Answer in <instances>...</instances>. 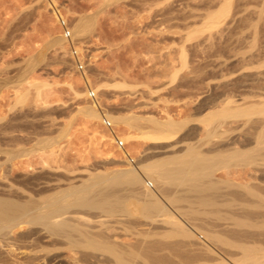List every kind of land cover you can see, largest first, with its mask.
Wrapping results in <instances>:
<instances>
[{
  "label": "rangeland",
  "instance_id": "374dc122",
  "mask_svg": "<svg viewBox=\"0 0 264 264\" xmlns=\"http://www.w3.org/2000/svg\"><path fill=\"white\" fill-rule=\"evenodd\" d=\"M247 1L225 6L217 0H0V129L11 127L21 137L8 146L17 142L19 149H31L8 162L0 174L15 181L30 177L36 198L44 183H61L66 188L62 195L71 199L96 175L134 167L144 175L137 163L147 156L148 161L169 155L175 156L171 161L190 158L189 152L182 155L190 144L203 151L206 170L217 180L255 188L264 184V150L256 151L244 134L229 142L233 133L222 132V126L218 136L208 135L213 121L225 118L233 124L246 111L264 108V2ZM63 25L71 31L82 70L76 69L61 36ZM89 90L95 102L88 98ZM100 109L134 164L100 124ZM260 139L264 144V134ZM162 194L164 202L170 194ZM169 202L177 207L167 209L181 216L176 210L183 203ZM131 217L134 229L129 221L131 229L123 223L127 231L121 224L116 231L114 227L117 236L123 233L122 240L115 237L122 244L134 242V232L141 228L137 219H145ZM188 219L194 227L203 226ZM164 220L153 232L147 224L143 231L174 240L178 234ZM27 229L21 226L15 234ZM222 234L227 247L224 240L213 245L228 252L225 256L232 254L228 259L234 263L244 246L259 253L264 248L260 237L238 242ZM53 253L61 259L48 264H87L69 244ZM169 259L179 261L177 256Z\"/></svg>",
  "mask_w": 264,
  "mask_h": 264
},
{
  "label": "bare ground",
  "instance_id": "6f19581e",
  "mask_svg": "<svg viewBox=\"0 0 264 264\" xmlns=\"http://www.w3.org/2000/svg\"><path fill=\"white\" fill-rule=\"evenodd\" d=\"M217 1L228 6L233 0ZM234 1L244 3L247 0ZM261 1L264 2V0ZM244 115H246L244 119L234 121L233 124H228L225 118L211 122L208 135L214 134L219 127L220 129L223 127L222 132L233 133L229 142H234L239 134H244L249 137L251 142H254L256 151L264 150L263 141L260 139L264 134V108L246 111ZM10 128L0 129V170L4 169L5 165L14 158L29 155L31 151V149H19L17 142L12 144L13 146H8L10 145L9 141L15 143L21 138L15 133L16 131ZM216 133L215 136H218V133L221 132ZM212 141L211 143H213ZM222 144L224 143L218 144L217 142V146ZM159 147L164 148L165 146ZM160 148L159 150H161ZM194 149L192 145H186L182 155L189 152L191 157L180 158L177 161H171V158L175 156L170 155L151 161L146 160L149 157L147 156L146 159L140 161L141 164L137 163L145 172L144 175L140 174L135 169L136 167L96 175L81 191L76 190L71 199H66L65 195H62L66 188L61 187V183L56 185L50 183L51 186L44 183L42 187H46L42 191L55 188L57 190L44 194H40L42 191L39 190L37 192V194L40 192L39 198H36L34 196L36 194L32 195V179L30 177H25V175L23 180L16 179L17 181H15V179H9L8 175L6 176L2 172L0 174V264H48L50 261L58 263L61 255L53 253V251L64 244L74 246L78 259L87 264L264 263L259 260V256L264 255V248H259L261 249V253H259V251L251 249L253 246L250 248L249 245L247 248L244 246L245 251L241 252L243 255L241 254L239 261L236 258L237 263H234L229 260L232 257L228 259V256H232V254L225 256L224 254L228 252L223 251V254L220 248L218 250L217 244L214 246V243L219 240L223 242L224 236L220 239L222 233L228 234L225 236L233 237L238 242L243 239L250 241L253 237L254 239L260 237L264 242V194L261 193L264 192V184L255 188L248 185H236L231 181L217 180L218 178L213 177L212 170H206L207 165L204 162L203 151ZM55 181L56 179L53 182ZM57 181L59 182L61 179H57ZM70 185L74 187L72 183ZM161 192L170 194L166 198L168 202L166 199L164 202L160 200V195H163ZM166 195L165 197L168 196ZM169 201L183 203L179 204L182 211L176 210L179 214L181 212V216H175L167 209V206H171ZM175 207L177 206L175 205ZM175 207L172 208L175 210ZM182 215L186 219L189 217L190 220H199L198 224L203 225V229L190 225ZM131 216L145 219H142L143 221L137 219L138 223L136 224L141 228H138L137 232H134L135 234L133 233L135 235L134 242L122 244L115 239L117 236L115 226L121 224V228H123V223L126 226L130 223L129 225H132L131 227L134 229V223L132 224L131 219L128 220ZM160 216H165V220ZM137 217H133V219ZM203 217L209 219L205 220ZM163 220L167 222L166 226L168 223L172 225V228L168 226L171 232L175 233V236L178 234L177 236L183 237L182 240L178 239L179 241H177V236L174 240H170V237H167L169 240H164V237L161 239L159 236L152 235L153 227L160 228ZM128 221L129 223L126 224ZM32 225L33 228H31ZM144 225L152 227L147 228L148 230L153 229L151 234H145L146 232L142 228ZM229 225H233L235 229ZM21 226H27L28 229L15 234V229ZM119 226L117 225V229ZM127 227L131 229L130 226ZM124 229L127 231L126 227L121 230L125 231ZM198 229L202 231H198ZM148 230L147 233H149ZM157 230L155 229L158 234L162 233L161 229ZM125 233L127 234V232ZM121 234L123 233H120L119 236ZM122 238L124 237H121V240ZM248 244L251 245V243ZM169 256H177L179 261L174 262L170 260L171 258L169 259ZM239 256L240 254H238ZM260 258L262 259V257Z\"/></svg>",
  "mask_w": 264,
  "mask_h": 264
},
{
  "label": "built area",
  "instance_id": "2783aa9c",
  "mask_svg": "<svg viewBox=\"0 0 264 264\" xmlns=\"http://www.w3.org/2000/svg\"><path fill=\"white\" fill-rule=\"evenodd\" d=\"M61 36L69 46V51H70V54L74 60L76 69L82 70L83 69V61L79 57V52L76 50L75 43L72 39L71 31L65 25H63V27H62ZM87 96L91 101H94V102L96 101V96H95V93L93 90L87 91ZM98 117H99L100 124L111 132L115 146L118 149H120L126 155L128 163L134 164V160L125 152L124 142L116 135V133L114 131V124L112 123V121L108 117V114L103 109H100L98 112Z\"/></svg>",
  "mask_w": 264,
  "mask_h": 264
}]
</instances>
